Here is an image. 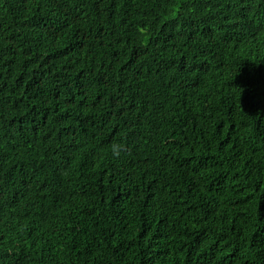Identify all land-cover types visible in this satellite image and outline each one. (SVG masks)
I'll list each match as a JSON object with an SVG mask.
<instances>
[{
    "label": "trees",
    "instance_id": "trees-1",
    "mask_svg": "<svg viewBox=\"0 0 264 264\" xmlns=\"http://www.w3.org/2000/svg\"><path fill=\"white\" fill-rule=\"evenodd\" d=\"M250 68L264 0H0V264H264Z\"/></svg>",
    "mask_w": 264,
    "mask_h": 264
},
{
    "label": "snow or ice",
    "instance_id": "snow-or-ice-1",
    "mask_svg": "<svg viewBox=\"0 0 264 264\" xmlns=\"http://www.w3.org/2000/svg\"><path fill=\"white\" fill-rule=\"evenodd\" d=\"M244 95L248 97V107L250 110H256L257 107L264 108V74L257 76L256 70L250 68L245 80L238 82ZM261 240H264V233L258 234Z\"/></svg>",
    "mask_w": 264,
    "mask_h": 264
},
{
    "label": "clouds",
    "instance_id": "clouds-1",
    "mask_svg": "<svg viewBox=\"0 0 264 264\" xmlns=\"http://www.w3.org/2000/svg\"><path fill=\"white\" fill-rule=\"evenodd\" d=\"M112 152H113V155L114 156H119L120 155V152H121V148L119 145H113L112 146Z\"/></svg>",
    "mask_w": 264,
    "mask_h": 264
}]
</instances>
